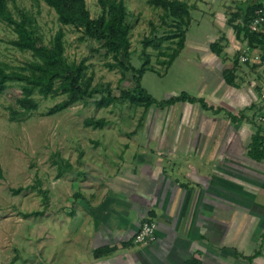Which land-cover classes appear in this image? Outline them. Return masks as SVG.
Segmentation results:
<instances>
[{
	"label": "crops",
	"instance_id": "1",
	"mask_svg": "<svg viewBox=\"0 0 264 264\" xmlns=\"http://www.w3.org/2000/svg\"><path fill=\"white\" fill-rule=\"evenodd\" d=\"M259 1L222 0L224 49L196 63L205 75L218 72V85H204L218 115H194L197 103L171 105L166 129L152 138L156 152L138 148L123 161L127 149L121 167L107 163L90 187L78 183L70 208L56 214L55 264H264V157L251 156L264 140V45L249 49L229 24L236 8ZM147 220L157 224L156 240L136 245Z\"/></svg>",
	"mask_w": 264,
	"mask_h": 264
},
{
	"label": "rangeland",
	"instance_id": "2",
	"mask_svg": "<svg viewBox=\"0 0 264 264\" xmlns=\"http://www.w3.org/2000/svg\"><path fill=\"white\" fill-rule=\"evenodd\" d=\"M86 1L91 16L98 17L101 14L98 0ZM124 1L132 25L131 63L140 69L145 62L144 39L161 37L169 26L163 25L160 19L162 10L154 8L149 0ZM184 1L197 2L201 8L192 12L193 21L187 33L186 47L169 68L164 62L167 57L159 59L157 51L149 48L146 52L150 56L149 66L155 71L144 75L142 86L159 104L183 92L204 102L207 100L215 108H204L202 102H198L192 106L194 115L205 113L215 116L218 115V99L209 94L204 85L211 78L218 85V72L205 75L196 63L200 54L211 51V42L218 40L216 16L222 0H204L200 5L197 0ZM15 5L35 16L45 43L48 44L61 29L57 15L42 0L11 2L10 8L14 12ZM214 7H217L216 12ZM153 26L157 30L154 34ZM63 29L68 60L81 62L87 59L95 84L110 85L117 97L122 90L134 86L133 73L129 72L124 77L119 70L110 71L106 67L112 59L106 57L104 51L96 52L100 47L98 43L92 40L81 43L78 41L80 33L72 27ZM15 38L13 31L0 22V61L21 66L32 60V56L13 47L11 41ZM189 49H199L200 53L185 51ZM23 95V87L15 83L0 96V264H55V245L59 242L55 240L56 214L61 209L70 208L76 188L80 186L78 183H82L84 189L90 187L87 182L105 174L107 163L121 167V155L127 149L123 161H129L138 148L139 151L149 148L156 152L159 144L152 138L166 129L169 106L164 110L156 106L146 110L128 102L100 109L90 101L87 105L78 103L64 112L49 116V110L65 97L44 99L35 94L33 98L40 102L39 109L28 119H13L11 112L20 110L17 100ZM89 118L105 119L107 125L102 130L86 128L84 122ZM57 156L67 172L63 179L58 177V166L54 164ZM81 171L85 175L80 174ZM78 177L82 180L79 181ZM18 189H22L21 193L14 194ZM40 189L48 193L49 204H46ZM32 212H44L45 215L25 217ZM45 243L47 246L44 247Z\"/></svg>",
	"mask_w": 264,
	"mask_h": 264
},
{
	"label": "trees",
	"instance_id": "3",
	"mask_svg": "<svg viewBox=\"0 0 264 264\" xmlns=\"http://www.w3.org/2000/svg\"><path fill=\"white\" fill-rule=\"evenodd\" d=\"M57 15V20L61 29L55 37L47 44L39 32L35 16L28 10L15 5V12L10 8V3L16 0H0V22L13 31L16 38L11 41L14 48L22 53H30L32 60L26 61L21 66H11L0 61V96L4 94L6 88L11 84H20L23 87V96L17 100L20 110H13V119H28L40 107V102L33 98L39 94L44 99L63 96L65 99L56 104L48 112L49 116H54L71 106L83 103L88 104L93 101L100 108H109L116 104L130 103L135 107H143L148 110L152 106L165 109L168 106L180 102L198 103L202 102L204 108L207 104L196 97L183 92L158 103L142 86V80L147 72H154L150 65V56L146 54L149 48L157 51L159 59L164 60L168 68L179 57L186 47L187 33L192 25L194 11L193 6L184 0H149V3L156 9H161L160 19L163 25L169 26L165 34L161 37L151 36L143 41L144 65L137 69L131 63L132 25L129 22L130 12L124 0H98L101 14L93 18L87 6L86 0H42ZM264 12V0L254 5H248L245 9L236 8L230 15L229 24L233 27L238 37L244 35L248 48H260L264 45V29L253 32L251 23L256 17V12ZM238 21L235 25L234 23ZM64 27H72L81 34L78 41L84 43L92 40L100 45L96 52L104 51L106 57H111L112 61L106 63L110 71L119 70L122 75L133 73L134 86L121 91L119 97L113 94L110 85L95 84L94 76L89 73L90 66L87 59L81 62L69 61L66 55L65 30ZM153 26V34L156 33ZM223 39L216 40L211 44V51L217 56L221 55L224 47ZM168 43V45H167ZM172 52V53H170ZM228 83L234 81L226 78ZM204 102V103H203ZM218 113V109L216 110ZM86 128L102 130L106 125L105 119L89 118L84 122ZM263 138L256 139L253 143V151L258 150L264 157ZM54 164L58 166L61 178L67 173L60 165V157L57 156ZM0 169V175H1ZM22 189L14 191L20 194ZM44 195L46 204H49L48 193L40 189ZM44 212H32L25 217H42Z\"/></svg>",
	"mask_w": 264,
	"mask_h": 264
},
{
	"label": "built area",
	"instance_id": "4",
	"mask_svg": "<svg viewBox=\"0 0 264 264\" xmlns=\"http://www.w3.org/2000/svg\"><path fill=\"white\" fill-rule=\"evenodd\" d=\"M250 28L253 32H259L261 29H264V12L262 10L256 12V17L251 23ZM262 121L264 123V117ZM156 232V222L147 220L142 224L133 242L139 246L151 244L156 240Z\"/></svg>",
	"mask_w": 264,
	"mask_h": 264
}]
</instances>
